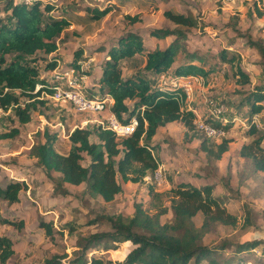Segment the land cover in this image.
Returning a JSON list of instances; mask_svg holds the SVG:
<instances>
[{
	"label": "trees",
	"instance_id": "1",
	"mask_svg": "<svg viewBox=\"0 0 264 264\" xmlns=\"http://www.w3.org/2000/svg\"><path fill=\"white\" fill-rule=\"evenodd\" d=\"M1 4L6 16L0 17V112L7 113V118L24 126L32 121L34 114L42 116L52 106H58L52 99L57 84L51 82L48 75L59 66L62 58L58 52L60 43L65 40L71 21L64 12L52 15L58 11L53 0H33L29 4L2 0ZM113 9L110 5L102 8L92 6L85 9V14L88 21L95 22ZM254 12L258 18L263 15L256 8ZM163 15L174 27L150 30L148 37L156 41L172 38L166 48L154 46L145 50L142 34L128 30L106 49V58L99 67L96 82L99 97L108 96L112 100L109 112L119 123L127 124L132 118L136 120L132 134L118 138L106 127L104 120L86 127H75L71 131L64 128L68 132L69 148L61 154L55 149L58 133L45 128L36 133L28 153L51 182L54 194L66 195L64 184L84 185V196L100 197L109 203L123 192L124 184L140 185L148 178L151 200L149 203H134L133 213L127 218L120 215L100 217L108 223L110 232L79 238L69 258L66 254L53 255L43 264H62L67 258L66 264H111L100 254L87 256L89 250H97L100 246L112 253L123 246L129 247L114 264H248L245 254L262 243L252 239L215 246L204 243V239L215 233L217 227H234L236 216L213 195L212 185L198 188L190 183L175 185L170 181L168 190L155 191L154 175L162 161L160 145L153 143V137L166 124L182 123L185 127L183 142L198 141V149L204 153L207 164L215 163L229 149L230 139L226 133L233 118L245 117L248 119L245 134L249 143L241 145L239 156L248 162L253 173L264 174V131L253 122V117L261 114L264 103V42L248 41V46L255 50L260 60L258 84L240 93L235 111L232 112V104L224 96L216 93L209 96L210 100L205 104L225 109L218 117L201 114L202 123L221 131L220 141L216 143V137L207 136L194 124L195 105L186 99L185 93L179 88L160 84V78L189 76L200 77L205 82L209 74L203 66L193 63L202 62L203 58L189 52H182L185 61L171 69L175 57L184 51L185 30L194 28L196 21L191 15L181 12L165 10ZM139 18L138 15L124 17L128 25L139 22ZM8 55H12L9 62L6 61ZM91 57L78 48L67 66L80 77L89 76V70L80 69ZM135 58L144 59L143 67L134 74L123 76L121 62ZM218 61L232 65L235 57L221 51ZM235 74L239 85L250 83L248 75L241 69L237 68ZM18 134L19 128L12 127L0 132V141L14 139ZM84 158H87L86 166L82 165ZM52 173L58 176L53 178ZM223 187L230 191L227 183ZM27 189L24 181L10 179L3 187L0 186V202L18 203L21 192ZM168 212L171 218L162 223L161 217ZM199 213L202 215L201 223L195 226L193 218ZM3 224L18 231H22L24 226L21 220L0 217V225ZM244 224L251 234L253 226L249 214ZM37 227L42 229L45 238L54 234L53 223H46L42 218L37 220ZM65 228L57 229L56 234H62ZM68 230L73 231L74 228L68 227ZM229 248L232 255L219 261L217 258ZM14 254L11 241L0 237V264H6Z\"/></svg>",
	"mask_w": 264,
	"mask_h": 264
},
{
	"label": "rangeland",
	"instance_id": "2",
	"mask_svg": "<svg viewBox=\"0 0 264 264\" xmlns=\"http://www.w3.org/2000/svg\"><path fill=\"white\" fill-rule=\"evenodd\" d=\"M1 1L0 17H5ZM53 2L56 3L58 11L52 15L64 12L71 21L67 35L64 36L65 40L60 43L58 52L62 58L58 70L67 69L73 52L79 48L84 53L92 55L91 60L83 64V66L87 64V68H82L83 71L91 72L87 81L89 84L95 83L100 74L99 67L106 58V49L128 30L142 34L145 50H151L154 46L166 48L172 38L156 41L148 37L150 30L174 27V24L164 17L165 10L191 15L196 21L194 28L185 30L187 36L182 48L184 51L175 57L171 69L185 61L184 53L189 52L202 57V62L193 63L209 71L205 82L201 78L202 82L194 84L188 94V101L195 105L194 124L197 127L199 124L206 125L201 122L202 113L211 116L213 109H220L221 112L225 110L222 106L216 107L213 104L207 107L205 104L210 100L209 96L215 93L224 96L232 104L231 110L234 112L240 93L249 91L258 84L260 60L255 50L248 46V41L264 42V0H232L229 3H224L223 0H53ZM105 5H110L114 9L99 21L87 20L85 14L87 7L102 8ZM255 8L262 11L261 17L256 16ZM126 15L131 17L138 15L140 20L128 25L124 19ZM221 51L234 55L235 61L232 65L218 61ZM10 60L12 55L6 56V61ZM143 64L144 59L141 58L122 61L120 64L122 75L134 74L143 67ZM237 68L248 75L249 84L241 86L236 82ZM75 76L73 74L71 78L74 79ZM159 81H163L162 78ZM83 91L87 93L88 98H92L89 97L91 95L99 97V92L94 88L83 86ZM56 104L58 106H52L42 116L34 114L32 121L24 126L7 118V113L0 112V132L12 127L19 128V134L14 139L0 141V186L3 187L11 178H26L24 181L28 184L27 191L21 192L18 203L0 202V217L21 220L24 225L22 231L7 224L0 225V237L11 241L15 253L6 264H43L44 260L51 256L62 254L69 258L79 238L97 232H110L108 223L100 217L104 219L106 216L120 215L127 218L133 213L134 203H149L151 200L147 189L148 178L140 185L124 184L123 192L109 203H105L100 197L84 196L82 194L84 185L64 184L66 195L53 193L51 182L35 160L28 155L36 133L42 132L45 128L57 132L55 149L64 154L69 148L68 132L66 133L64 128L71 131L75 127H86L104 120L107 115L106 112L80 114L67 103ZM85 121L89 122L84 124ZM247 121L245 117L233 118L231 128L226 133L230 139L228 151L219 161L208 164L204 153L198 149V141L183 142L185 127L182 123H169L159 128L153 137V143L160 145L162 164L156 172L158 176L156 181L154 179V184L157 192L168 190L170 181L175 185L190 183L198 188L212 185L213 195L221 199L220 204L236 216L237 222L234 227H217L215 233L204 239V243L215 246L224 242L230 244L248 239L262 241L251 253L248 255L246 253L244 258L248 264H264V174L253 173L248 162L239 156L241 145L249 143V138L245 134ZM253 122L258 129L264 131V103L261 114L253 117ZM215 137L216 143H219L220 138ZM262 145L264 147V141ZM82 165H87V158H84ZM51 175L53 178L58 176L55 173ZM224 183L228 184L230 191L223 187ZM165 204L163 199V205ZM248 214L253 226L251 234L244 224ZM201 217L199 213L193 218L195 226L200 225ZM39 218L46 223H53L54 234L51 238H45L42 229L37 227ZM170 218L171 213L168 212L161 217V222L169 221ZM63 226L66 228L62 234H56L55 231ZM68 227H73L74 230L69 231ZM128 249V246H123L112 253L104 251L103 246H100L97 248L98 252L94 249L89 250L87 256L90 257L91 253L100 254L105 261L114 264ZM230 255L231 248L223 251L217 259L222 261ZM67 259L63 260L62 264H66Z\"/></svg>",
	"mask_w": 264,
	"mask_h": 264
},
{
	"label": "built area",
	"instance_id": "3",
	"mask_svg": "<svg viewBox=\"0 0 264 264\" xmlns=\"http://www.w3.org/2000/svg\"><path fill=\"white\" fill-rule=\"evenodd\" d=\"M18 1H22L25 4H29L33 0ZM231 1L232 0H223L224 3H229ZM82 66L80 70H83L82 68H87V64H85L83 67ZM51 73L53 74L49 76V80L57 84L55 87V92L52 96V99L54 101L67 103L80 114H97L106 112L107 115L104 119L106 127L111 130L118 138L127 137L132 134L136 126V120L132 118L129 123L121 124L109 112V97L88 98L85 92L83 91L82 83L84 77L78 76V73L75 70L67 67L66 70L59 71L58 68H56ZM73 74L76 75L75 77H73L74 79L71 78ZM162 80L163 81H160L161 85L181 89L185 93L187 100L189 99V92L192 91V86L196 83L202 82L201 78L193 76L169 79L162 78ZM213 108H215V106ZM220 113V109H213L212 111V115L214 117H218ZM100 121L98 123H100ZM87 122L89 121H85L83 123L86 124ZM198 127L199 129L203 130L204 133L209 137H215L221 134L220 130H216L207 125L199 124ZM157 176L158 174L155 173V181ZM156 183L157 185L159 184L158 182Z\"/></svg>",
	"mask_w": 264,
	"mask_h": 264
},
{
	"label": "crops",
	"instance_id": "4",
	"mask_svg": "<svg viewBox=\"0 0 264 264\" xmlns=\"http://www.w3.org/2000/svg\"><path fill=\"white\" fill-rule=\"evenodd\" d=\"M60 54V53H59ZM87 54H89V53H87ZM92 56V55H91ZM92 58V57H91ZM91 58L89 59V60H91ZM88 60V61H89ZM99 77V75L97 76V78ZM90 77L89 76H86V77H84V80H83V82H84V84H83V86H86L87 88H94L96 91H98L99 92V88H98V86H97V78L95 79L96 80V82L95 83H93V84H89L87 81H88V79H89ZM99 96V95H98ZM106 97H108V96H106ZM97 98V97H96ZM110 99V98H109ZM112 104V100L110 99V105ZM24 178V177H23ZM11 180H16V181H24V180H27L26 178H24V179H12L11 178ZM24 182H26V181H24ZM27 184V183H26ZM28 185V184H27Z\"/></svg>",
	"mask_w": 264,
	"mask_h": 264
}]
</instances>
